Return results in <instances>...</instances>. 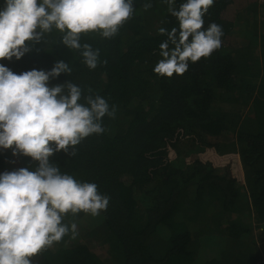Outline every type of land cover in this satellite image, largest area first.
I'll list each match as a JSON object with an SVG mask.
<instances>
[{"label":"trees","instance_id":"obj_1","mask_svg":"<svg viewBox=\"0 0 264 264\" xmlns=\"http://www.w3.org/2000/svg\"><path fill=\"white\" fill-rule=\"evenodd\" d=\"M141 2L133 0V17L114 37L81 35V44L99 49L94 70L56 30L20 60H0L15 74L49 71L62 60L72 72L49 86L71 81L83 96L98 94L116 107L115 119L103 118L105 133L84 139L75 156L50 157L61 173L96 183L110 197L93 220L109 262L76 239L88 225L81 212L65 220L77 224L76 233L33 264H264V35L244 27L238 14L226 18L233 0H214L204 27L222 26V46L182 76L157 77L153 68L166 39L158 29L178 21L163 0H151L148 12ZM184 2L176 0L177 9ZM258 64L262 70L253 72ZM16 157L7 171L35 169L30 157ZM5 168L0 154V174Z\"/></svg>","mask_w":264,"mask_h":264},{"label":"clouds","instance_id":"obj_2","mask_svg":"<svg viewBox=\"0 0 264 264\" xmlns=\"http://www.w3.org/2000/svg\"><path fill=\"white\" fill-rule=\"evenodd\" d=\"M178 21L159 44L160 59L153 72L172 78L188 71L190 63L209 58L222 46L221 25L204 27L214 0H163ZM153 7L151 0L142 5ZM133 0H4L0 7V60H20L35 44H47L46 35L61 33V43L80 52L82 62L94 70L99 49L81 44L82 34L112 38L133 17ZM69 63L56 61L49 71L15 74L0 64V149L13 156L30 157L35 169L19 168L0 174V264H33V258L76 233L69 215L93 217L106 211L110 197L98 185L61 173L50 157L63 152L76 155L87 137L105 133L103 118L115 119L116 107L98 94L83 96L78 85L67 81L49 86L50 79L70 75ZM92 90L89 89V92ZM84 100L83 103L80 101Z\"/></svg>","mask_w":264,"mask_h":264},{"label":"rangeland","instance_id":"obj_3","mask_svg":"<svg viewBox=\"0 0 264 264\" xmlns=\"http://www.w3.org/2000/svg\"><path fill=\"white\" fill-rule=\"evenodd\" d=\"M141 4L143 5V0H142ZM260 4H263V3H261L259 0H233L232 6L230 7V10H229L230 12L228 15H226V18L233 20L235 15L238 14L242 18V25L244 27L250 28L252 30L254 29V31H256L257 35H259V36L264 35V7H262V5H260ZM142 10H143V12L150 11V10L145 11L143 8H142ZM148 17L153 18L152 14H149ZM245 23H246V26H245ZM152 31H154V30H152ZM232 40H235V39H232ZM235 44H237V43L235 42ZM262 69H264V68H262ZM262 69H261L259 64L253 66V72L261 71ZM0 154L2 155V157H4V160L6 162L5 171H7L8 169L10 171L9 158L11 156H13L11 149H0ZM203 156H204V154H203ZM203 156L201 158H203ZM13 158H14V164H16V158L17 157L13 156ZM195 158L199 159V157H197V156H192L190 158V160H193ZM237 170L241 175H243V171L241 170L240 165L237 167ZM86 217H87V219H85L82 216V218H84L86 220V221L84 220L83 223H88L86 231H84V232L80 231L77 234H75L76 239L81 240L84 244H86L88 246V248L97 257H99L103 262L108 263L110 259L108 257V253L106 252V245L97 240L98 238H103V236L98 232L97 228L95 229V232H94V223L98 222L97 216L93 217L89 214H86ZM93 220H96V221L93 222ZM80 222L82 223V221H80ZM197 228H199V225L197 226ZM253 231H254L255 236H257L259 230H257L255 228V229H253ZM193 232L197 234V232L195 230ZM202 237L204 238V235H202ZM217 242H220L222 244L221 239H217L216 243ZM210 243L211 242H209V244ZM213 245L210 244L209 246L212 247ZM208 254H210V249L207 251L206 255H208Z\"/></svg>","mask_w":264,"mask_h":264},{"label":"built area","instance_id":"obj_4","mask_svg":"<svg viewBox=\"0 0 264 264\" xmlns=\"http://www.w3.org/2000/svg\"><path fill=\"white\" fill-rule=\"evenodd\" d=\"M260 2H264V0H259Z\"/></svg>","mask_w":264,"mask_h":264}]
</instances>
